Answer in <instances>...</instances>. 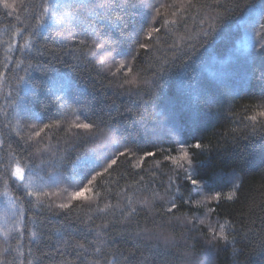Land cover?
<instances>
[{
  "label": "trees",
  "instance_id": "obj_1",
  "mask_svg": "<svg viewBox=\"0 0 264 264\" xmlns=\"http://www.w3.org/2000/svg\"><path fill=\"white\" fill-rule=\"evenodd\" d=\"M8 2L13 3L14 0ZM152 2L164 5L159 9L163 19L175 20L177 23L163 29L158 40L149 41L142 35L139 41L121 43L123 51H129L134 47L139 51L137 59L131 61L133 71L126 77L132 79L135 76L140 86L139 96L134 95L132 99L127 95L116 94L115 82L113 87H107L112 77L89 63L90 58L84 46L79 45L80 40L90 44L91 40L88 37L79 34L75 40L61 41L51 31L43 28L40 30L33 54L46 50L45 54L37 59L46 63L50 70H56L49 72L51 76L71 81L72 87L65 88L63 95L67 98L62 102L48 105L47 101H43L36 106L35 110L41 116L40 121L20 119L17 124L15 109L4 99L9 91L8 86H5L0 92V136L5 140L3 148L0 149V163L9 162V152L17 158H27L32 154L33 158L28 162L34 165H39L41 160L45 161L43 170L39 168L35 170L50 186L42 190L33 189L39 192V200L36 197L30 198L33 206L38 205L40 200L44 203H67L68 193L84 187L95 172H101L103 175L97 176L95 182L90 185L93 192L99 195L93 197L91 201H72L73 209L70 215L84 219L92 217L95 224H102L108 220L115 224L116 231H121L122 227L117 221L123 219L121 212L127 211L130 198L133 201L132 206L137 208V214L130 218L129 227H153L147 210L142 209L136 201L151 199L150 189L159 191L165 200L168 198L161 183L166 184L169 177L174 175L175 166L170 161H165L164 156L178 154L176 151L178 145L175 142H168L167 129L159 119V114L164 110V104L168 100L184 107L194 102L193 89H198L204 94L211 91L215 94L217 102L210 110L201 105L205 118L195 130L186 132L184 137L186 146L194 144L195 140H200L204 145L227 142V150L213 151L210 154L205 151L203 155H199V150L189 148V152L208 166L209 174L216 170L229 175L235 169L243 176V187L238 199H222L219 204L213 201L207 207L193 203L181 207L175 214L183 216L186 213L189 217L203 218L208 207H215L216 212L212 214V220L218 218L219 222L223 223L228 219L238 228L243 223L242 231L248 228L252 231L248 233V239L242 243L225 245L218 241L210 247L206 242L205 226H200L198 231L192 232L179 226L173 230L167 223L168 216L158 214L155 219L157 222L163 221L160 230L164 234L173 231L177 237V243L171 248L170 259L174 264H264V253L261 249L264 242V225L261 223L264 219V156L259 149V145L264 143L262 138L264 134L258 132L247 141L240 139L237 144H232L230 140L231 130L245 131L244 125L249 124L246 117L258 114L261 105L264 104L260 97V60L255 48L251 46L259 39L255 33H259L262 30L260 26L264 25V0H152ZM15 3V11L4 8L0 3V70H3L5 64L11 68L13 62L20 58L16 49L28 38V34L24 32L21 38V35L17 34V29L23 30L28 27L29 31L31 30V26L36 23L32 17L39 15L42 0H24L27 12L20 8V0H15ZM10 11L13 12L12 16L8 15ZM17 15L20 16L19 20L16 18ZM26 16L29 18L25 19ZM139 19L131 13L126 16L122 25L126 28L125 35L131 34L134 28H139ZM163 19L155 26H160ZM250 25L255 33L250 30ZM147 27L145 25V28ZM72 31L79 32L80 29L73 28ZM138 43H148L149 49H138ZM245 44L248 45L247 48L244 47ZM9 45L13 46L12 50H9ZM57 57L59 59H56ZM74 57H79V61ZM161 68H164L163 72L160 71ZM20 74L23 75L22 72ZM124 78L121 71L116 82ZM157 84L165 87L168 96L164 101L153 103L152 93L156 90ZM20 95L23 96L24 93L21 92ZM93 96L96 97L97 109L103 108L106 113L110 106L113 113L117 109L124 113L119 118L118 125L109 120L107 115H102L99 110H88L87 121L84 115H80V108L86 106L76 104L75 101H91ZM11 99L19 103L15 92ZM125 109L128 111L125 112ZM133 117L138 121L135 127L131 123ZM57 120L61 127L42 133L39 144L35 143L38 139L35 137L31 145L25 143L27 136L33 135L30 131L31 125H36L34 130L38 131L43 124ZM78 122L95 123L97 127L91 132L76 130L73 126ZM109 126L113 128L119 126L122 131L128 129L131 132V142L127 145L114 143L117 137L110 133ZM16 132H19V136L15 134ZM20 137L25 139L22 140ZM125 147L131 149L133 157L118 155ZM161 147L172 151L160 152ZM37 148L47 151L37 156ZM145 151H156L157 154L147 158L141 168H133L132 165L140 161ZM85 156L98 161V165L93 166L92 175L85 176L84 170L79 166L78 162ZM112 158H117V163L105 172L104 169L108 167ZM49 176L53 179H49ZM152 181H155L154 185ZM64 189H67V192H64ZM217 190L226 194L231 190V186ZM181 191L185 198L190 197L192 201L201 199L198 194H191L183 188ZM21 195V191L11 181L6 186L4 180L0 179V224L4 223L5 210L11 211L10 201L20 205L21 202L16 198ZM177 203L179 204V201ZM106 205L108 206L106 212L97 211ZM22 206L25 209L30 207L26 200ZM161 207L162 202L155 201L152 210L157 212ZM15 219L16 217L9 216L8 225L12 227V231L7 241L3 234H0V248L14 249L19 239L21 250L24 252L21 259H34L27 251L31 238L30 231H36L38 236L51 237L50 241L42 240L39 244L34 242L31 245L33 253L38 256L46 244L55 243V231L62 229L64 224V215L57 218L47 211L38 212L33 207L31 212H26L29 231L24 233L23 238H19L12 223ZM13 255L14 253L7 258L12 259Z\"/></svg>",
  "mask_w": 264,
  "mask_h": 264
},
{
  "label": "snow or ice",
  "instance_id": "obj_2",
  "mask_svg": "<svg viewBox=\"0 0 264 264\" xmlns=\"http://www.w3.org/2000/svg\"><path fill=\"white\" fill-rule=\"evenodd\" d=\"M0 3L6 9L16 10L15 0L13 3H9L8 0H0ZM39 7L41 9L39 15L32 17L36 20V23L31 26V30L29 31L28 27L23 30L17 29V34L21 35V38H23L24 32L28 34V38L24 39L23 44L16 49L20 54V58L13 62L11 68L5 64L3 70H0V92L3 91L5 86H8L9 91L4 96V99L15 109L17 124H19L20 119L40 121L41 116L35 110L36 106L43 103V101H47L48 105L62 102L67 98L63 95L65 88L71 89L72 87L71 81L65 80L63 77L56 79V77L51 76L49 72H56V70H50L46 63L37 59V57L43 56L46 50H40L33 54L36 40L42 28L46 31H51L61 41L65 39L75 40L79 34L88 37L91 40L90 44L85 40H80L79 45L84 46V50L90 58L89 63H92L94 68H99L101 72L107 73L108 76L112 77L108 81L107 87H113L115 82L116 94L127 95L129 99H132L134 95L139 96L140 86L135 76L132 79H127L126 77L132 73L131 61L137 59L139 51L135 47L129 51H123L120 47L121 43L131 40L139 41L142 35L149 41L158 40L163 29H166L170 24L177 23L175 20L163 19L159 9L164 7V5L153 4L152 0H42ZM20 8L24 12L28 11L24 0H20ZM177 10L179 11V8ZM130 13L140 18V26L138 29L134 28L131 34L125 35L126 28L122 25L126 16ZM8 15L12 16L13 12H8ZM16 18L19 20L20 16L17 15ZM28 18L27 16L25 17V19ZM161 19H163V23L158 27L155 26ZM84 25L86 27H82ZM145 25L148 27L145 28ZM249 27L255 33L251 25ZM260 27L262 30L259 33H255L259 39L255 45L251 46L255 48L260 60V97L264 101V25ZM73 28L80 29V31L74 32L72 31ZM12 47V45H9V50H12ZM244 47L247 48L248 45L245 44ZM138 49H149V44L138 43ZM117 57H120V59H117ZM74 58L79 61V57ZM56 59L59 58L57 57ZM121 71H123L125 78L120 82H116L117 75ZM160 71L163 72L164 68H161ZM21 72L23 75L20 74ZM161 79L163 78L161 77ZM13 92H15L16 100L19 103L12 101ZM21 92L24 93L23 96L20 95ZM193 92L195 93L193 103L181 107L177 103L168 100L164 104V110L159 114V119L167 129L168 142H175L178 145L176 150L178 154L176 156L171 154L164 156L165 161H170L175 166L174 175L169 177L166 184L161 183V187L164 188V193L168 198L165 200L159 191L150 189L151 199L145 198L136 201L142 209L147 210L153 227H129L131 224L130 218L137 214V208L132 206L133 201L130 198L127 211L122 210L121 212L123 219L117 221L122 227L121 231H116L115 224L108 220H105L102 224H95L92 217L84 219L70 215L73 209L72 201H91L93 197L99 195V193L93 192L90 185L95 182L97 176H102L103 173L95 172L92 175L93 166L98 165V161L90 159L88 156L83 157L78 162L81 169L84 170L85 176L92 175L87 185L80 187L77 191L68 193L67 203H44V201L40 200L38 205L33 206L30 198L36 197L39 200V192L33 189L42 190L50 186L43 176H40L35 170L36 168L43 170L45 161L41 160L39 165H34L28 162L33 158L32 154H29L27 158H17L16 155L9 152V162L7 164L0 163V179L4 180L6 186L11 181L21 191L22 195L16 198V200L21 202L20 205H17L15 201H10L11 211L6 209L3 213L4 223L0 224V234H3L7 241L12 231V227L8 225V218L13 216L16 217L12 223L15 226L17 236L23 238L24 233L29 231L26 212H31L33 207L38 212L47 211L57 218L64 215V224L62 229H56L55 231V243L46 244L45 248L40 250L38 256L33 253L31 245L34 242L39 244L42 240L50 241L51 237L38 236L36 231H30L31 238L29 239L27 251L34 259H21V257H24V252L21 250L18 239L16 248H0V264H34V262L35 264H174V261L170 259L172 256L171 248L177 243V237L173 231L164 234L160 230L163 221H156L155 217L158 214L169 217L167 223L173 230L176 226H179L192 232L198 231L200 226H205L207 229L206 242L210 247L218 241L225 245H236L247 240L248 233L252 229L248 228L246 231H242L243 223L238 228L234 222L228 219H225L223 223H220L218 218L212 220V214L216 212L215 207H208L203 218L199 216L189 217L186 213L183 216L175 214L179 212L181 207L193 203L197 206L204 205L207 207L213 201L219 204L222 199H238L240 190L243 187V176L235 169L229 175L216 170L209 174L208 166L189 152V148H195L199 150V155H203L205 151L210 154L213 151L227 150L228 147L227 142L218 145H204L200 140H195L194 144L186 146L187 142L184 139L186 132L195 130L205 118L201 105L210 110L211 106L217 102L215 94L211 91L204 94L198 89H193ZM167 96L168 93L165 87L157 84L156 90L152 93L153 103L164 101ZM95 101V96L92 97L91 101L76 100V104L86 106L80 108V115H84L87 121L88 110H99L102 115H107L109 120L116 122L118 125L119 118L124 113L119 109L113 113L110 106H108V111L105 113L103 108L97 109ZM185 107L187 111H185ZM127 111L125 109V112ZM4 115L7 118L6 112ZM77 119L79 120V115ZM246 119L249 124L244 125L245 131L231 130L232 136L230 140L232 144H237L240 139L247 141L258 132L264 134V104L261 105L258 114L247 116ZM131 123L135 127L138 121L133 117ZM59 127H61L59 120L43 124V127H40L38 131L34 130L36 125H31L30 131L33 132V135H28L25 143L31 145L35 137L38 138L35 143L39 144L42 140V133ZM73 127L76 130L91 132L97 127V124L78 122ZM109 131L117 137L114 143L127 145L131 142V132L128 129L125 128L122 131L119 126L114 128L109 126ZM15 134L19 136V132ZM225 135L227 136V134ZM20 139L23 140L25 138L20 137ZM152 142L155 143V141ZM4 144L5 140L0 136V149L3 148ZM8 147L10 148L11 145L9 144ZM259 149L262 156H264V143L259 145ZM45 151L47 149L41 150L37 148L36 155L40 156ZM159 151L171 153L172 150L161 147ZM156 154V151H145L140 157V161L132 165V167L141 168L147 158L154 157ZM118 155H127L131 158L134 153L130 148L125 147L124 151L119 152ZM241 159H244V157H241ZM22 160H24L23 164ZM116 163L117 158H112L104 171L107 172ZM243 171L242 168L241 172ZM49 179L53 178L49 176ZM37 181L40 183L37 184ZM177 181H180V183H177ZM151 183L154 185L155 181ZM229 185L231 190L226 194L217 190ZM182 188L191 194L200 195L201 199L192 201L190 197L185 198L181 191ZM63 191L67 192V189ZM89 193L91 195H88ZM25 200L30 205L27 209L22 206ZM155 201L162 202V207L157 212L152 210ZM177 201H179V204ZM107 209L108 206L106 205L105 208H98L97 211L104 213ZM33 223L35 222L33 221ZM252 223L254 224L255 221H252ZM261 223L264 225V219H262ZM261 249L262 253H264V242L261 244ZM12 253H14L12 259H8L7 257Z\"/></svg>",
  "mask_w": 264,
  "mask_h": 264
}]
</instances>
